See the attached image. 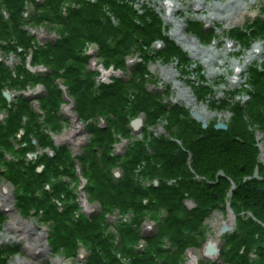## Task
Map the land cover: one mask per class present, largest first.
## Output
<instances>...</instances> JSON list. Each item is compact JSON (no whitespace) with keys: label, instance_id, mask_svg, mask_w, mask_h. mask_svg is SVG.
I'll list each match as a JSON object with an SVG mask.
<instances>
[{"label":"rangeland","instance_id":"obj_1","mask_svg":"<svg viewBox=\"0 0 264 264\" xmlns=\"http://www.w3.org/2000/svg\"><path fill=\"white\" fill-rule=\"evenodd\" d=\"M20 1L24 3L20 29L28 36H33L38 47L47 44L60 45L61 42L63 44L65 41L62 34L69 33L73 37L72 32H66V29H75V35L86 38L82 41L85 46L83 57L86 61L83 74L86 75L90 72L98 87L118 88L124 85L122 82L132 80L134 76L132 70L135 72L137 67L142 66L145 73L142 77L144 80L139 83L140 90L154 98L158 104L163 103L165 106V115L160 118L156 117V121L153 120L152 124H144V131L140 136L136 137L129 133L127 137H124L113 127L115 130L113 139H118L119 142L107 149L113 164L108 165L105 172L99 169L101 177V174L107 173L116 184L115 172L124 175L121 166L128 163L126 159L134 155L130 153L132 147L135 148V152L139 149L141 146L139 138L142 139V136H144L143 145L147 148L146 156L150 157L158 140L173 139L170 134L174 127L191 125L197 133L199 127L194 124L195 122L193 123L189 116H181L176 121L172 119L170 116L172 113L169 110L176 107L183 108L188 113L192 111L200 113L207 121L209 128H215V125L221 123L226 126L227 133L240 130L238 117L244 118L246 120L244 123L253 137L250 143L255 144L259 151L257 162L264 168V0ZM51 1L52 5L48 4ZM119 7L123 10L130 8L133 16L130 14L129 24L137 34L135 44L127 53L129 45L127 43L125 45V40L127 41L132 33L127 29L126 24L123 29L120 28L116 19V14L121 11ZM11 8L12 5L0 1V31H7V34L10 35L14 29L13 21L15 19ZM88 17L90 18L88 19ZM87 19L92 23L97 21L101 24L100 26L95 25V27H103L101 38L105 40L104 47H99L98 44L88 41L91 36L88 28L92 24L87 23ZM155 31H158L159 38L162 40L151 42L148 39L149 42H147L145 35ZM8 40V38L0 40V62L4 65L2 68L12 77L14 76V79L16 76L20 83L21 78L18 76L20 60L12 52V46L16 45L18 37L14 35L10 44ZM8 44L10 48H7ZM168 44L174 45L177 49L169 52V59L166 63L161 62L158 58L155 59ZM103 51L108 52L114 62L112 60L108 62L107 58L101 55ZM197 53L199 55H196ZM163 57L162 53L160 58ZM32 63L33 61L29 57L24 70L33 78L52 75L57 70L47 65H33ZM119 63H122V66ZM180 67H183L182 73L179 72ZM10 81L12 82V80ZM10 81L3 85V89L7 91L11 101L8 104L5 101L0 102V125H7L10 118V106L18 101L17 98L20 95H24L32 100V109L37 115L39 132L45 137L47 146H49L45 147L40 142H36L35 147L30 149L28 144L21 140L25 133L24 128L28 123L25 118L18 131L20 133H16V136L11 139L13 151L12 147L6 149L0 146V170L2 172L0 174V251L3 254H9L8 264H18L19 262L21 264L26 262L29 264H90L93 251H97L101 257L100 259L98 256V261H101V264H132L127 255L130 250L146 254V244L143 241H130L127 238L129 235L123 236L119 232L123 230L122 224L134 221L133 215L123 214L131 210L122 211L124 207H118V204H123L121 202L111 207L105 194L97 190L93 193L88 190L91 187L89 171L94 166L86 163L87 166L84 162L93 152L97 156L102 154L101 147L92 143L93 137L89 133V126L111 127L110 121L106 117L98 116L89 124L79 118L77 112L80 110V104L75 101L73 96L67 95V87L64 80L61 79L55 82V85L63 92L64 98L59 109L61 129L54 131L46 125V116L40 110L37 102L38 97L45 94L43 87L31 81L26 82L22 91L21 84L17 86V82L14 85V89L17 90L13 91L9 85ZM202 81L206 86H203ZM206 89L213 91L209 100L206 98V94L209 95ZM140 90L137 91L140 92ZM129 91L126 95L128 106L125 109H130L129 102L134 101L132 96L134 91ZM97 92L99 93L98 90ZM94 105L95 103H93ZM156 112L161 111L158 109ZM136 117L135 119H143V117ZM130 118L131 121L135 120L134 117ZM77 125L78 129L75 132ZM180 128L183 129V127ZM71 133H73L76 142L69 138ZM164 133L167 136H163ZM228 135L241 142L239 137ZM31 139L36 141L34 136ZM196 139L195 135L192 139L189 134H186L184 138L189 142H197ZM174 143L176 144V142ZM177 143L180 148H183L181 143ZM62 149H66V151L59 155L61 158L64 157L54 167L60 172L66 169L65 166H70L69 174L58 173L56 175L57 173L50 168L45 171L44 159L53 160L55 153ZM33 153L37 154L35 158L29 156ZM188 156L189 163L192 157L189 154ZM97 158L100 160V156ZM8 165L15 166L13 168L16 172L11 174L8 171ZM134 170L136 176H133V181L135 184L142 187H146L147 184L152 185V180L147 179L146 183L140 179L141 175L147 172L146 163L143 164L141 171ZM17 171L20 172V175ZM44 173L48 178L44 177L43 180H40L39 177ZM51 173L53 176L50 175ZM252 175L244 178V182L254 181L251 179ZM55 185H60L61 190L59 189L57 194L52 195V187ZM232 186L233 183L229 189ZM28 189L35 191L32 196L26 191ZM262 191L264 192V190ZM95 193H97V197ZM230 195L227 192L225 199L227 203L222 204L223 206L220 208L222 210L211 212L196 233L184 232L190 244L195 242L198 246L194 248L189 246L188 250L183 252V255L178 259V264H187L189 254L197 257V264H225L223 254L228 250L226 240L241 232L237 217L242 220L251 218L249 215L243 214L245 212L239 214L231 212L234 217L233 231L217 240V247L220 248L218 258L215 256L203 257L202 254L206 241L215 239L221 228V223L227 221L229 215L227 210H230L227 198ZM45 200L46 204L47 200H50L54 208L46 207L44 210H39L35 206ZM26 202L31 203L30 207H23L22 203L27 204ZM64 207L73 208L74 215L70 223L65 219L68 223L66 231L58 229L56 223L47 218L51 216L48 215L49 209L57 212L58 209L61 211ZM231 211H233L232 208ZM165 214V210L149 216L146 214L142 218L141 234L149 236L156 233L159 224L164 221L162 218ZM77 227L79 228L77 229ZM94 227H97L95 232L99 233L100 241L104 239L106 243L101 241V245H99L92 237L87 240L77 236L78 233L87 234ZM59 232V237L64 243L66 241L73 242L75 248L72 251L61 244L58 237ZM198 236L199 238H197ZM37 238L43 244L42 253H29L26 246L31 243V240ZM123 244L124 246L120 247ZM104 246L108 249V255L102 248ZM158 248L161 254H156L154 249L151 251L153 257L150 253L152 260L149 261L153 264L167 262L169 256L175 252L174 243L168 238L159 242ZM2 256L0 255V262L3 263ZM259 263H262V258L251 254L250 264ZM3 264H7V262L4 261Z\"/></svg>","mask_w":264,"mask_h":264},{"label":"trees","instance_id":"obj_2","mask_svg":"<svg viewBox=\"0 0 264 264\" xmlns=\"http://www.w3.org/2000/svg\"><path fill=\"white\" fill-rule=\"evenodd\" d=\"M0 1L12 5L11 9L15 18L13 21L14 29L11 31L12 35L7 34V31H0V40L8 38L10 44V41H12L11 38L16 35L18 40L16 45L12 46V52L14 55L21 58L22 63H24L26 57L32 53L34 65H47L48 67H53L58 70H55L51 76L33 78L25 72L24 67L20 66L18 69V76L21 78L19 83L16 76L14 79V76L12 77L10 73L6 72L2 68L4 65L0 63V77L2 79H0V102H4L2 91L3 85L6 84L7 81L12 80V82L10 81L9 83L12 89H14V85L18 82L17 86L21 84V90H23L26 82L32 81L34 84H41L45 89V96L39 99V105L46 116L45 123L49 128L51 127L54 129V131H59L61 129L59 109L62 103V93L55 85V82L61 79L64 80L69 94L80 104V110L77 113L84 122L91 124V121L98 116L106 117L107 120L110 121L111 127L96 128L94 126L92 127V125L89 126V133L93 137L92 143H96V145L101 147L100 150L102 154L98 155L100 156L99 160L94 152L91 153V156L84 164L89 163V165L94 166V168H92L93 170L91 169V171H89L91 187L88 190L92 193L97 190L105 194L111 207L115 206L118 202L123 203L122 205L118 204V207H124L122 211L131 210L123 214H131L135 217L133 222L122 224L123 226H121V228L123 230L119 231L120 234L123 236L129 235L127 238H129L130 241L138 242L140 239L139 230L142 224V218H144L146 214L149 216L155 212L165 210L166 217L163 223L161 222L162 224L157 234L145 241L146 254L141 251L135 252L133 250L128 252V258L132 264L136 262L139 264H153L149 261L152 260L150 256L151 251L154 249L156 254H161L158 244L166 238L174 243L175 252L169 256L166 260L167 262L164 263L162 261L161 263L178 264V259L183 255L185 249L189 246L197 245L195 242L190 244L184 232L191 231L192 234L196 233L203 220L214 209L219 208L220 205L225 203L226 194L229 192L230 188V181L236 185L235 190L231 194L230 201L233 212L237 214L249 212L254 219L247 218L242 220L240 217H237V223L241 227V232L237 236L234 234L227 238L226 245L228 250L223 254V259L228 264H250L249 254L254 253L257 258H262V263L259 264H264V192L260 190L264 185V181L262 183L256 181L243 182L244 178L252 175L256 167L259 168L260 176H263V178L264 173L262 167L257 163L258 150L255 144L250 143L253 137L244 123L246 121L244 118L238 117L240 130L238 129V131L236 130L235 132L229 133L214 131L212 128H209L207 131H202L199 125L194 122L193 123L199 127L197 133L191 125L185 124V126H180L183 127V129L178 126L174 127L170 136L182 142L185 152L173 141L166 138L157 141L154 154L150 157H147L146 154L143 155L144 149H141V146H139L136 152L135 148L132 147L130 153L134 155L126 159L128 163L121 166L124 172L123 179L121 182L115 184L109 177V174H101L102 177L99 175V169L105 172L107 166L113 164V160H111L108 154L109 150H107L112 147L111 145H113L114 142L116 143L115 139H113V133L115 131L113 127L121 133H119L121 136L127 137V135H129L128 124L131 119L130 117L135 118L140 113H143L147 118V124H152L153 120L163 117L166 112L164 105L158 104L154 98L146 95L140 90L141 85L139 83L144 80V78H142L145 73L144 68H142V66L137 67L133 73L134 76L132 80H129L130 83L128 81L122 82L124 85L118 88L106 89L105 86H100L95 89L93 76L90 72L86 75L83 74L86 61L83 57V48L85 46L82 44V41L86 39L85 37L75 35V29H66V32L71 31L74 36L71 37L69 33H67V35L62 34V38L65 41L63 44H61V42L59 43L60 45H50L47 46L46 49H35L37 46H35L34 39L20 29L23 13L22 9L24 6L23 1ZM52 3L51 1L48 4L52 5ZM130 14L133 16L130 8H127V10L121 9V11L116 14V19L120 24V28L123 29L126 24L127 29L132 33V36L129 37L127 41L125 40V45L126 43L129 45L127 46L126 53L132 49L131 47H133L137 38V34H135L134 29L129 24L131 20ZM124 15H126V17H124ZM89 18L90 17H88V19ZM88 19L86 22L92 24V26L88 28L91 34L88 41L98 44L99 47H104L105 40L101 38V29H103V27H95V25L100 26L101 24L97 21L92 23ZM104 37H106V35H104ZM145 37L147 38V42L162 40V38H159L158 31L149 33L145 35ZM9 44L7 48H10ZM175 49L176 47L171 44L165 46L162 52L164 54L163 59H169V52ZM101 55L106 57L108 62L112 60L108 52L103 51ZM120 65L122 66V63ZM61 71L64 73H61ZM129 90L134 91L132 95L134 101L131 103L129 102L130 109H125V107L128 106L126 95ZM137 90H140V92ZM206 91H208V89H206ZM93 103H95L94 106ZM158 109L161 112L157 113L156 110ZM129 110L130 113H128ZM169 111L172 113L170 116L174 121L181 116L187 115L186 111L183 109L173 108ZM9 112L10 118L7 125H0L1 147L6 149L12 147L11 139L18 133L24 118L28 120V123L26 128H24L25 133L22 141L28 144L30 149H32L33 147L29 138L34 134L37 142H40L41 145L45 147L49 146H47L45 137L39 132L37 115L34 113L28 100L20 98L16 104L10 107ZM186 134H189L192 139L193 135H195L197 137L196 141H200V143L194 141L189 142L188 140L185 141L184 138ZM228 134L239 137L241 142L233 137H229ZM65 151L66 149L59 150L60 153L57 151L53 160L45 158L43 161L46 168L45 171L50 168L53 172L57 173L56 175H58V173L68 175L69 170H71L70 166H65L66 169L60 172L54 167L58 165L64 157L61 158L59 154H64ZM188 154L192 157L190 163H188ZM130 159L133 163L129 162ZM142 159L146 163L147 172L142 174L141 178L158 179V187L145 188L134 183V169L138 168V164L141 166L143 163ZM13 167L15 166L8 165V171L11 174L16 172ZM17 172L20 175V172ZM0 174H2L1 170ZM50 175L53 176L52 173ZM44 177H47L46 173L40 176L39 179L43 180ZM62 186L63 184L61 187ZM61 187L60 185L52 187V195L57 194L61 190ZM26 191L31 196L33 192H35L29 189ZM108 192L115 196L110 195ZM95 194L97 197V193ZM185 200H192L195 203V208L188 211L183 205ZM144 201H146V203H144ZM27 204L22 203L23 207L26 206L28 208L31 203ZM35 206L39 210H44L46 207L54 208L50 200H47V204L45 200L40 205L35 204ZM105 206H107V204H105ZM72 209L73 208L64 207L60 212H58L59 210L55 212L49 209L48 215L51 216L47 218L49 221L56 223L58 229L61 228L66 231L68 223H70L74 217ZM65 219H67L68 223H66L67 221ZM79 227H77V229ZM95 230H97V227H94V229L87 234L78 233L77 236L87 240L92 237L97 244L101 245V241H105L104 239L100 241L101 237ZM59 234L60 232L58 233V237ZM59 239L61 244L67 249L72 251L75 248L72 241H66V243H64L60 237ZM123 246L124 244L120 247ZM102 248L107 253L108 249L105 246ZM0 255L4 256L2 251H0ZM106 255H108V253ZM3 256L1 258L2 260ZM98 256L97 251H93L90 264H101V261H98L100 256ZM153 256L152 254V257ZM3 263L0 262V264Z\"/></svg>","mask_w":264,"mask_h":264},{"label":"bare ground","instance_id":"obj_3","mask_svg":"<svg viewBox=\"0 0 264 264\" xmlns=\"http://www.w3.org/2000/svg\"><path fill=\"white\" fill-rule=\"evenodd\" d=\"M196 55H199V53H197ZM21 67H26L25 65H22V64H19ZM181 70H179V72H180ZM202 84H203V86H206V84H205V82H203L202 81ZM30 85V84H29ZM204 89L206 88V87H203ZM208 98V97H207ZM209 99V98H208ZM204 113V112H203ZM200 114V113H199ZM205 123V125L207 126V121L205 120V118L204 117H201V120H199L198 121V123ZM217 125H222L221 123H218ZM216 125V126H217ZM222 126H224V125H222ZM141 129H143L144 130V127L143 126H141L140 127ZM76 129H78V125L75 127V132L77 131ZM162 130H163V128H162ZM75 132H74V134H75ZM165 134V133H164ZM163 136H166V135H163ZM69 138L70 139H72V141L73 142H76V141H74V135H73V133H71L70 135H69ZM140 145H141V149H144L145 148V146L143 145V143L142 142H140ZM155 149H156V147L153 149V153H154V151H155ZM147 153V150H144V152H143V155H145ZM130 163H133V162H131V159H130V161H129ZM138 162H140V161H138ZM142 164H141V166L138 164V168H139V170L141 171V169H142V167H143V164L145 163L144 162V160L142 159ZM3 199H5V198H3ZM6 200V199H5ZM2 202H4L3 200H2ZM6 203V202H5ZM4 206H6V204H4ZM227 223L228 224H231V218L229 217L228 219H227ZM220 237H218L217 236V234H216V237H215V239H212L211 240V242L212 243H215V242H217V240L219 239ZM42 243L40 242V240H39V238H37V239H34V240H31V243L30 244H28L27 246H26V248H27V251L30 253H32V254H38V253H42V249H43V247H42ZM8 256H9V254H4V256H3V260L5 261V262H7V264H8V262H9V259H8ZM188 257H189V261L187 262V264H197V257H195V256H193V255H191V254H189L188 255ZM8 260V261H7ZM18 264H21L20 262L18 263ZM24 264H29V263H24ZM62 264V263H61Z\"/></svg>","mask_w":264,"mask_h":264},{"label":"water","instance_id":"obj_4","mask_svg":"<svg viewBox=\"0 0 264 264\" xmlns=\"http://www.w3.org/2000/svg\"><path fill=\"white\" fill-rule=\"evenodd\" d=\"M4 97L6 98V100H7L8 102L10 101V97H9V95H8L7 93H4ZM192 116H193L197 121L201 120V117H200L199 115L195 114V113H193ZM202 124H203V128H205V127H206L205 123L203 122ZM131 126H132V129H133L135 132H137V131L140 129V127H141V120H138V121H136V122H133ZM215 128H216L217 130H220V129H223V130H224V129H226V127H225V126H222V125H217ZM253 179L260 180V179L258 178V171H255V174H254V176H253ZM185 205H186L187 208H189V209L193 207V205H192L191 202H186ZM227 231H231V229H230L229 227H227L226 224H224L222 230L220 231V234H224V233L227 232ZM209 255H214V256H216V257H219V255H220V250L217 249V248H216L213 244H211V243H208V244H207V247H206V250H205V253H204V257L209 256Z\"/></svg>","mask_w":264,"mask_h":264}]
</instances>
